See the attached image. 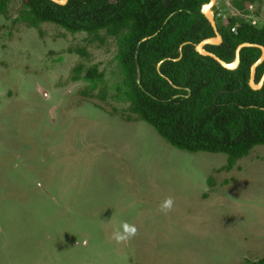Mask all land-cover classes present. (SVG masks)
Listing matches in <instances>:
<instances>
[{"label":"rangeland","instance_id":"1","mask_svg":"<svg viewBox=\"0 0 264 264\" xmlns=\"http://www.w3.org/2000/svg\"><path fill=\"white\" fill-rule=\"evenodd\" d=\"M232 0L212 16L237 17ZM0 16V264H249L264 258V146L227 171L223 154L179 151L115 99L118 45ZM264 23V0L242 16ZM84 49L87 57L75 53ZM96 67L105 99H86ZM133 118V117H132ZM171 198L173 207L162 211ZM127 223L136 234L117 243Z\"/></svg>","mask_w":264,"mask_h":264},{"label":"trees","instance_id":"2","mask_svg":"<svg viewBox=\"0 0 264 264\" xmlns=\"http://www.w3.org/2000/svg\"><path fill=\"white\" fill-rule=\"evenodd\" d=\"M11 1L0 0V16ZM115 1L110 5L108 0H68L58 6L48 0H22L17 20L36 29L52 24L72 35L83 33L91 42L102 43L101 33L115 39L121 78L115 99L128 105V120L146 123L169 146L189 154H223L227 171L254 147L264 146V82L258 91L248 86L250 67L260 51L242 49L234 71L194 51L201 41L214 38L200 13L209 0ZM257 2L232 0L231 5L243 14ZM223 24L217 27L221 44L204 51L230 64L243 43L264 48V23L255 26L233 17ZM236 25L241 27L234 33ZM75 53L87 57L84 49ZM82 72L78 65L70 78L85 82L79 94L104 100L103 73L95 66L83 77ZM263 73L264 62L256 69L255 84ZM249 264H264V258Z\"/></svg>","mask_w":264,"mask_h":264},{"label":"water","instance_id":"3","mask_svg":"<svg viewBox=\"0 0 264 264\" xmlns=\"http://www.w3.org/2000/svg\"><path fill=\"white\" fill-rule=\"evenodd\" d=\"M48 1H50L51 3H53L55 5H58V6H65L67 4L68 0H48ZM214 2H215V0H209L208 4H206V5L201 7V14L203 15L205 20L210 25V27H211V29H212V31L214 33V38H209V39H205V40L201 41L200 43H198L197 45L194 46V51L198 55H200L201 57L212 59L221 68H223V69H225L227 71H234L235 69H237V67L239 65L240 51L242 49H244V48H256V49H258L260 51V57L250 67L248 86H249V88L252 91L260 90V88L262 87V84L264 82V73L261 76L260 81L257 84L254 83V78H255V73H256L257 67L260 66L264 62V48L262 46L255 45V44H249V43H243V44L237 46V48H236V50L234 52V60L230 64H227V63L223 62L216 55L204 51V48L206 46L216 47V46H219L221 44V42H222L221 36L217 32L216 25H215V22H214L212 13H211V10H212V7L214 5ZM108 3L110 5H115L116 1L115 0H108ZM179 52L181 53V49L179 50ZM162 62H164V61H162Z\"/></svg>","mask_w":264,"mask_h":264},{"label":"clouds","instance_id":"4","mask_svg":"<svg viewBox=\"0 0 264 264\" xmlns=\"http://www.w3.org/2000/svg\"><path fill=\"white\" fill-rule=\"evenodd\" d=\"M173 207V201L171 198L166 199L161 205L162 211H170ZM136 234V228L133 225H129L127 223H123L121 225V229L114 233V239L117 243L124 242L130 238H132Z\"/></svg>","mask_w":264,"mask_h":264},{"label":"flooded vegetation","instance_id":"5","mask_svg":"<svg viewBox=\"0 0 264 264\" xmlns=\"http://www.w3.org/2000/svg\"><path fill=\"white\" fill-rule=\"evenodd\" d=\"M213 8V7H212ZM231 8L237 12L231 5ZM200 13H201V10H200ZM211 13H212V10H211ZM239 15L237 17L241 18L243 15L246 16V11L245 13L241 14L239 12H237ZM236 18V17H235ZM213 19H214V22H215V25H216V29L217 27H220L221 25H224L223 22H225L227 20V18L225 19H219L217 18L216 16H213ZM243 19V18H242ZM244 21V20H243ZM246 23V21H244ZM241 26L240 25H236L234 26V28L232 29L234 33H237V30L240 28ZM218 32V31H217ZM219 34V33H218ZM220 35V34H219ZM239 63H240V59H239ZM239 66V65H238ZM238 68V67H237ZM236 70V69H235Z\"/></svg>","mask_w":264,"mask_h":264}]
</instances>
